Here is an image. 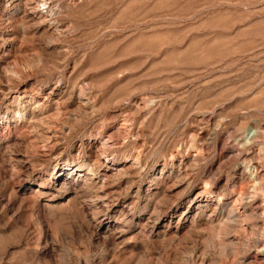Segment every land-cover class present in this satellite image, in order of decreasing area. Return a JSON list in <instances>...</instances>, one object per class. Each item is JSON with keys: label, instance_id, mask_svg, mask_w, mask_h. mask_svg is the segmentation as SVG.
Instances as JSON below:
<instances>
[{"label": "rangeland", "instance_id": "rangeland-1", "mask_svg": "<svg viewBox=\"0 0 264 264\" xmlns=\"http://www.w3.org/2000/svg\"><path fill=\"white\" fill-rule=\"evenodd\" d=\"M0 264H264V0H0Z\"/></svg>", "mask_w": 264, "mask_h": 264}, {"label": "bare ground", "instance_id": "bare-ground-1", "mask_svg": "<svg viewBox=\"0 0 264 264\" xmlns=\"http://www.w3.org/2000/svg\"><path fill=\"white\" fill-rule=\"evenodd\" d=\"M249 165H251V164H249ZM255 166V165H254ZM254 166H251V168L252 167H254ZM250 168V169H251ZM255 169H256V167H255ZM254 168H253V172H255L254 170H255ZM244 170V169H243ZM252 170V169H251ZM78 172L77 173H80V176H81V173H82V171L83 170H77ZM248 171H249V169H248ZM243 173V172H242ZM249 173V172H248ZM244 174L245 173H243L242 174V176H244ZM255 174V173H254ZM247 175V174H246ZM249 175V174H248ZM239 176H241V175H239ZM251 177L250 176H247V178H246V180H249ZM197 196H198V194H197ZM242 200V199H241ZM247 203V202H246ZM246 203H244L243 204V206L244 207H246ZM248 204V203H247ZM249 205V204H248ZM232 207V206H231ZM248 207V206H247ZM217 208H218V204H217ZM236 209L237 208H235V207H232V208H230V210L228 211V213L225 215L226 217H227V219H229V220H232L233 221V219H235V216H236ZM246 209V208H245ZM220 211V210H219ZM225 210H223V212H224ZM244 211H246V210H244ZM251 212V211H250ZM238 213V212H237ZM223 215V214H222ZM221 215V216H222ZM244 215H247L246 213L244 214ZM246 217V216H245ZM235 220H237V216H236V219Z\"/></svg>", "mask_w": 264, "mask_h": 264}]
</instances>
